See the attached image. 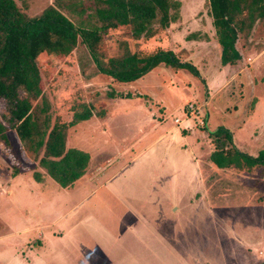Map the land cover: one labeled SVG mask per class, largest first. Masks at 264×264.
Returning a JSON list of instances; mask_svg holds the SVG:
<instances>
[{
	"label": "rangeland",
	"instance_id": "obj_1",
	"mask_svg": "<svg viewBox=\"0 0 264 264\" xmlns=\"http://www.w3.org/2000/svg\"><path fill=\"white\" fill-rule=\"evenodd\" d=\"M15 1L30 17L54 6L75 26H88L86 14L69 8L81 0ZM180 1L181 18L167 30L133 40L127 28L118 29L104 36L101 53L106 60L120 56L124 43L142 55L170 50L197 64L198 74L162 64L135 81L116 82L81 41L67 58L38 57L52 126L69 123L76 106L93 109L91 119L68 129L66 143L90 155L89 167L70 188L49 177L38 183L42 153L27 151L8 130L9 144L0 141V264L264 263V164L249 166L241 156L214 167L210 159V132L218 127L231 134L228 149L252 157L264 152V24L238 43L252 62L223 68L213 45L202 52L203 42L216 39L208 0ZM206 100L205 114L187 109ZM189 113L198 116L188 128L201 145L182 149L189 140L168 129Z\"/></svg>",
	"mask_w": 264,
	"mask_h": 264
},
{
	"label": "trees",
	"instance_id": "obj_2",
	"mask_svg": "<svg viewBox=\"0 0 264 264\" xmlns=\"http://www.w3.org/2000/svg\"><path fill=\"white\" fill-rule=\"evenodd\" d=\"M181 7L180 0H81L69 6L86 14L88 26L77 27L54 6L30 17L15 0H0V141L9 144L7 132L11 129L27 151L42 153L39 166L45 174L35 172L36 182L43 183L49 177L60 187L70 188L86 174L90 155L67 148V131L94 115L92 107L82 104L80 109L73 108L69 123L57 120L52 126L38 57L46 53L67 58L81 41L100 72L116 82L135 81L162 64L198 74L192 64L181 62L170 50L142 55L131 52L124 43L126 49L120 56L106 60L101 53L105 35L127 28L133 40L151 39L180 20ZM208 7L222 48V64L234 65L242 59L239 41H248L258 23L264 24V0H208ZM110 97L131 95L112 92ZM210 136L215 144L210 159L218 167L230 166L241 156L249 166L264 164V152L252 157L228 149L232 137L227 129L218 128Z\"/></svg>",
	"mask_w": 264,
	"mask_h": 264
},
{
	"label": "crops",
	"instance_id": "obj_3",
	"mask_svg": "<svg viewBox=\"0 0 264 264\" xmlns=\"http://www.w3.org/2000/svg\"><path fill=\"white\" fill-rule=\"evenodd\" d=\"M206 39H208V41H209V37H205ZM194 43V42H193ZM202 43V42H201ZM203 44H204V46L202 47L204 50L202 51V52H204V51H206V50H208V48H209V45L208 44H210V45H213L214 46V49H215V51H216V53L218 52H220V60H221V53H222V48H221V46H220V44H219V42H218V40H217V37H216V39L215 40H210V42L208 43L207 41H205V42H203ZM186 53H188L189 54V56L191 55L190 54V51L188 50ZM206 55V54H205ZM216 55V57H217V55L218 54H215ZM242 55V59H240V61H241V63L242 64H244L243 62H245V63H251L252 62V60H251V57H249V56H251V55H253V54H249L248 55V59H246V57H245V55L242 53L241 54ZM256 56H257V54H256ZM198 57V56H197ZM255 57V56H254ZM205 59V58H204ZM203 59V60H204ZM245 59H246V61H245ZM186 60H188V61H192V60H190V59H186ZM202 60V61H203ZM240 63V62H239ZM164 65V64H163ZM192 65H194V64H192ZM196 66H197V64H195ZM195 65H194V67H195ZM229 66H230V64H228ZM232 65V64H231ZM237 65H239V64H237ZM241 65V64H240ZM227 65H223L222 67L224 68V67H226ZM242 67V66H241ZM223 68L221 69V71L223 70ZM176 70V69H175ZM197 70V69H196ZM221 71H220V73H221ZM240 71H241V69H240ZM234 77V76H233ZM232 77V78H233ZM228 81V80H227ZM225 82L224 83V85L226 84V83H228V82ZM222 84V83H221ZM206 104H207V100L203 103V104H201L202 106H200V107H197V105H196V107H197V109L196 110H200V111H202V113L203 114H205L204 113V108L206 107ZM204 107V108H203ZM153 107L152 106H148V107H146V110H147V112L150 114V118H152L151 120H152V122H156V119H155V117H154V110L152 109ZM163 112V111H162ZM162 115H163V118L165 119V116H164V112L162 113ZM191 116V117H190ZM192 116H193V118L194 117H198L196 114H192V115H190V113L188 114V115H186V116H183V117H179V116H177V117H175L174 118V123H173V125H171V127L168 129V133H170V134H175L176 135V137H178V138H183V139H188L189 141H187V142H189V143H182L180 146H181V148L182 149H187V148H189V147H191L192 145L193 146H200L198 143H196V142H193V140H192V137L191 136H193V134H194V137H199L198 136V133L196 132V131H194V129L192 130V131H190L189 130V128H188V126H191L192 128H193V124H194V120H193V118H192ZM206 124H205V126L207 125V117H206ZM165 121V120H164ZM178 124H181V125H184V129L186 128V130H183V132L180 130V129H178ZM180 125V126H181ZM187 126V127H186ZM218 128H220V127H218ZM212 143V142H211ZM204 144H207L208 145V142H205ZM213 149H215L214 148V145L212 144H210V152L211 151H214ZM193 157H195V156H193ZM197 158V157H196ZM191 161V160H190ZM197 161V160H196ZM192 162V161H191ZM193 164H194V166H195V168H196V171H195V173H198V171H197V169H198V167H197V164L198 163H195V162H192ZM211 166H214L215 167V165H214V163L212 164L211 163ZM200 173V172H199ZM85 176V175H84ZM83 176V177H84ZM75 184H76V182H75ZM74 184V185H75ZM73 185V186H74ZM72 186V187H73Z\"/></svg>",
	"mask_w": 264,
	"mask_h": 264
},
{
	"label": "built area",
	"instance_id": "obj_4",
	"mask_svg": "<svg viewBox=\"0 0 264 264\" xmlns=\"http://www.w3.org/2000/svg\"><path fill=\"white\" fill-rule=\"evenodd\" d=\"M187 109L189 110L190 113H194L196 111V109H197L196 104L195 103H190L187 106Z\"/></svg>",
	"mask_w": 264,
	"mask_h": 264
}]
</instances>
